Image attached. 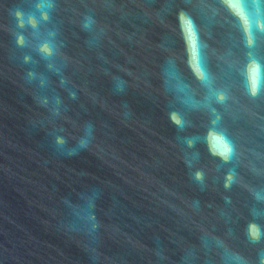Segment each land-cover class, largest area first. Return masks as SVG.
<instances>
[{
  "label": "water",
  "instance_id": "1",
  "mask_svg": "<svg viewBox=\"0 0 264 264\" xmlns=\"http://www.w3.org/2000/svg\"><path fill=\"white\" fill-rule=\"evenodd\" d=\"M0 264H264V0H0Z\"/></svg>",
  "mask_w": 264,
  "mask_h": 264
},
{
  "label": "snow or ice",
  "instance_id": "2",
  "mask_svg": "<svg viewBox=\"0 0 264 264\" xmlns=\"http://www.w3.org/2000/svg\"><path fill=\"white\" fill-rule=\"evenodd\" d=\"M224 2H225L226 4H228L229 6H231V7H237V6L239 5L240 0H224ZM186 22L188 23V25H189L190 28H192V29L195 28V22H194V21H192V20H187ZM207 71H208V70L205 69V73H206V74H207Z\"/></svg>",
  "mask_w": 264,
  "mask_h": 264
},
{
  "label": "clouds",
  "instance_id": "3",
  "mask_svg": "<svg viewBox=\"0 0 264 264\" xmlns=\"http://www.w3.org/2000/svg\"><path fill=\"white\" fill-rule=\"evenodd\" d=\"M57 143L61 144V143H63V141L62 140H57ZM85 146H86V144L84 142H82L81 143V147H85Z\"/></svg>",
  "mask_w": 264,
  "mask_h": 264
}]
</instances>
